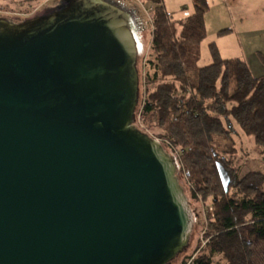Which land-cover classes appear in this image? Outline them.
Here are the masks:
<instances>
[{
  "label": "water",
  "instance_id": "1",
  "mask_svg": "<svg viewBox=\"0 0 264 264\" xmlns=\"http://www.w3.org/2000/svg\"><path fill=\"white\" fill-rule=\"evenodd\" d=\"M57 2L0 19V264H177L197 215L134 125L139 13Z\"/></svg>",
  "mask_w": 264,
  "mask_h": 264
},
{
  "label": "trees",
  "instance_id": "2",
  "mask_svg": "<svg viewBox=\"0 0 264 264\" xmlns=\"http://www.w3.org/2000/svg\"><path fill=\"white\" fill-rule=\"evenodd\" d=\"M145 1L154 9L143 120L181 148L194 186L191 197H201L206 214L207 244L182 264H216V258L224 264H257L251 239L264 245V174L241 178L233 166L234 146L222 152L225 157L217 149L231 144L234 124L264 155V75L254 77L244 60L223 59L215 43L209 46L211 64L199 67L201 44L208 36V0H192L193 12L180 20L167 12L164 0ZM260 60L264 64V56ZM166 145L167 152L171 147ZM219 165L230 177L227 191Z\"/></svg>",
  "mask_w": 264,
  "mask_h": 264
},
{
  "label": "rangeland",
  "instance_id": "3",
  "mask_svg": "<svg viewBox=\"0 0 264 264\" xmlns=\"http://www.w3.org/2000/svg\"><path fill=\"white\" fill-rule=\"evenodd\" d=\"M59 0H0V19H7L14 23H21L25 19L31 18L36 14H40L46 7L56 6ZM118 4L125 6L128 9L137 10L139 13V19L142 22L141 34L143 37L142 42L145 44L141 55L137 61V69L139 73V101L135 111V127L140 131L148 134L151 138L159 141L162 145L166 146L167 140H164L158 134H162L160 129H152L146 125L143 120L142 110L147 97L148 87L146 86V63L151 59V44H152V13L154 9L153 4H149L145 0H113ZM213 8V15L211 22H209V33L206 40L201 44V60L199 67H205L211 64V54L208 45L216 40V32L218 28L223 27L230 21L235 22L240 27V20H244V26L255 25L258 23L261 29H264V0H255V5H252L253 0H231L229 5L219 1H215ZM164 4L168 13H170L174 19L180 20L187 14L193 12L192 0H164ZM226 7H228L226 9ZM231 39V38H227ZM226 39V40H227ZM235 39V36L232 38ZM224 40V41H226ZM254 45L246 46V56L248 65L252 71L254 77L258 78L264 75V66L261 65L257 56L253 53ZM233 136L231 144H219L218 152H222L228 147L230 150L234 146L235 157L233 166L238 170L239 176L242 178L248 173H262L264 174V155L263 149L258 148L253 142L252 138L246 136L236 125L233 124ZM169 143V142H168ZM167 143V144H168ZM233 145V146H232ZM217 147V146H216ZM171 156L175 159L177 165L176 175L179 178V182L187 193V198L190 206L197 215L195 217L194 229L192 230L189 240L188 248L181 254V258L177 264H182L188 257L193 259L205 248L207 244L206 238V214L203 211V201L197 194L192 198L194 192V186L190 183L189 177L185 165L183 163V151L181 148L175 146V150L172 148L166 149ZM171 150V151H170ZM225 157V156H224ZM254 242L255 247V260L257 264H264V245L255 239H251ZM215 259L216 264H224L222 260ZM218 262V263H217Z\"/></svg>",
  "mask_w": 264,
  "mask_h": 264
},
{
  "label": "crops",
  "instance_id": "4",
  "mask_svg": "<svg viewBox=\"0 0 264 264\" xmlns=\"http://www.w3.org/2000/svg\"><path fill=\"white\" fill-rule=\"evenodd\" d=\"M215 1H219L220 4L225 3L226 5H229L231 0H208L210 5L209 12L206 15V27L208 33L209 22H211V18L213 15L212 10L216 3ZM252 5H255V0H253ZM227 8L228 7H226V9ZM240 23L241 25L239 27L237 26V24H235V22L230 21L223 27L218 28L216 32L217 39L210 44L215 43L217 45L223 59H241L246 61L248 64L246 56V46L253 44L255 47L252 54H255L257 56L260 54L264 56V29H261L258 23H255V25L244 26L243 19L240 20ZM223 30H228L229 32L224 36H220L219 33ZM234 36L235 39H232ZM210 44L208 45V48ZM257 58L259 59L261 65L264 66L259 56Z\"/></svg>",
  "mask_w": 264,
  "mask_h": 264
},
{
  "label": "flooded vegetation",
  "instance_id": "5",
  "mask_svg": "<svg viewBox=\"0 0 264 264\" xmlns=\"http://www.w3.org/2000/svg\"><path fill=\"white\" fill-rule=\"evenodd\" d=\"M52 7H54V6H52ZM52 7H49V8H52ZM49 8H47V9H49ZM47 9H45V10H47ZM45 10H43V11H45ZM42 11V12H43ZM42 12H40V14L42 13ZM35 15L33 16V17H35V16H37V15H39V14H36V13H34ZM29 19V18H28ZM26 20V19H25Z\"/></svg>",
  "mask_w": 264,
  "mask_h": 264
},
{
  "label": "built area",
  "instance_id": "6",
  "mask_svg": "<svg viewBox=\"0 0 264 264\" xmlns=\"http://www.w3.org/2000/svg\"><path fill=\"white\" fill-rule=\"evenodd\" d=\"M168 143V142H167ZM168 145L173 149V150H175V148L170 144V143H168ZM176 151V150H175Z\"/></svg>",
  "mask_w": 264,
  "mask_h": 264
}]
</instances>
